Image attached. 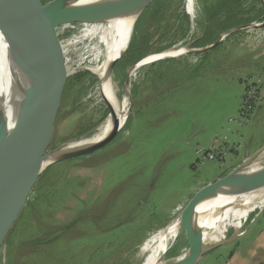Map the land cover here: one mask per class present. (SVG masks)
<instances>
[{
    "label": "rangeland",
    "instance_id": "1",
    "mask_svg": "<svg viewBox=\"0 0 264 264\" xmlns=\"http://www.w3.org/2000/svg\"><path fill=\"white\" fill-rule=\"evenodd\" d=\"M166 1L165 20L157 23L147 14L141 25L150 40L148 54L181 39L174 17L180 13L189 16V23L177 46L202 35L196 0L194 17L186 11V0ZM262 21L263 16L257 23ZM159 24L169 27L156 32ZM71 34H55L52 43ZM86 42L65 54L69 69L89 68L88 63L76 68L79 58L91 59L83 49ZM204 53L134 71L127 125L99 151L53 164L39 176L0 247V264H144L149 243L197 192L264 146V26L235 33ZM55 60L64 66L63 58ZM90 80L84 76L76 84L65 81L60 86L46 152L88 137L107 119L98 83ZM112 82L117 98L126 96L121 75L113 73ZM247 97L254 109L243 117ZM219 148L224 150L222 159L217 154L200 164V152ZM257 217L245 237L233 234L248 226L244 221L229 224L222 240L226 243L198 264L256 263L264 256L257 249V237H264V216ZM189 243L179 227L162 262L186 253Z\"/></svg>",
    "mask_w": 264,
    "mask_h": 264
},
{
    "label": "water",
    "instance_id": "2",
    "mask_svg": "<svg viewBox=\"0 0 264 264\" xmlns=\"http://www.w3.org/2000/svg\"><path fill=\"white\" fill-rule=\"evenodd\" d=\"M154 1L50 0L41 4L38 0H0V47L4 78L0 90V247L12 224L25 207L39 176L53 164L93 154L111 143L124 127L132 108V104L129 103L125 121L120 124L112 104L99 89L100 96L112 117V128L109 133L103 139L85 146L64 150L66 145L46 152L60 86L70 75L85 71L92 73V68H88L85 71L77 70L70 74H62V67L57 64L51 53L54 30L66 24L95 23L99 20L137 14L126 48L112 61L107 71V77L112 78L115 64L128 49L136 21ZM260 4L264 8V0H260ZM257 22L223 32L214 43L204 47L194 48L192 45L198 41L195 38L191 43L181 47L175 45L145 55L126 69L127 77L125 76L124 80L126 97H130L128 93L130 76L144 59L175 48H185L188 54L204 53L215 48L232 34L263 27L264 15L263 21ZM97 83L99 88L98 77ZM263 150L264 146L251 156H247L228 173L207 184L191 198L177 216L181 220L180 227L185 230L190 241L187 252L163 260L164 264H198L226 243L204 241V231L198 224L196 208L218 199L225 190L233 186L259 183L264 187V166H258L254 161ZM53 157L55 159L51 161ZM242 231L243 229L239 228L233 234L239 236Z\"/></svg>",
    "mask_w": 264,
    "mask_h": 264
},
{
    "label": "bare ground",
    "instance_id": "3",
    "mask_svg": "<svg viewBox=\"0 0 264 264\" xmlns=\"http://www.w3.org/2000/svg\"><path fill=\"white\" fill-rule=\"evenodd\" d=\"M86 1L91 0H80V2ZM186 11L191 17H194V0H186ZM136 15L137 14L104 19L96 21L95 23L84 22L80 23L78 26H75L74 23L66 24L56 28L53 32V35L63 33L64 31L67 33L70 31L72 32V36L68 40L54 44L51 47V53L54 57H61L64 59L62 74L75 71L68 68L66 64L68 58L65 57V54L70 51H77L79 46H81L84 41H87L83 49L86 47L87 51L90 53L91 59L87 61V58H79L76 68L84 63H88L90 65L89 68H92L91 71L98 73L100 83L99 89L102 90L104 96L112 104L114 113L119 119L120 124H123L125 121L129 102L126 96L117 98L112 78L107 77V71L112 61L118 58L126 48ZM186 54H188V51L185 48H175L161 55H153L144 59L136 69L165 59L183 57ZM1 61L2 50L0 47V90L4 84L2 72L3 63ZM74 63L75 62L72 64ZM133 73L134 72H132L131 76ZM111 128L112 117L108 114L107 119L95 133L77 142L70 143L64 150L85 146L99 141L109 133ZM55 157H53L51 161H53ZM254 161L258 166H264V150ZM263 208L264 187L259 183H243L225 190L218 199L196 208L197 215H201L200 220L198 219V224L204 231V241L209 243L222 241L225 239L224 237L229 224L236 225L245 221L250 214L262 210ZM180 223L181 220L178 217L175 218L165 229L159 232L155 240L149 243V254L144 264L165 263V261L162 262L161 260L163 257L162 255L167 252L169 246L178 236Z\"/></svg>",
    "mask_w": 264,
    "mask_h": 264
},
{
    "label": "trees",
    "instance_id": "4",
    "mask_svg": "<svg viewBox=\"0 0 264 264\" xmlns=\"http://www.w3.org/2000/svg\"><path fill=\"white\" fill-rule=\"evenodd\" d=\"M48 1L50 0H47V2ZM161 1L163 0H155L141 13L135 23L132 38L127 51L113 68L114 75H121L122 82L125 80L126 69L136 64L149 52L148 45L150 40L147 35L142 32L143 30L141 29L143 28L141 25L144 18L148 14L152 15V19L157 23L165 20V14H167L166 12L168 11L166 2L168 1L165 0L162 5ZM196 5V14L198 18V24L202 27V35L200 36V38H198V41L192 45L194 48H200L210 45L218 39L221 33L250 24L254 21H259V19H261L264 14V8L261 6L259 0H196ZM179 15L180 16L174 17H177V21L179 22L178 28L180 29L181 34L184 36L188 31L187 26L189 23V16L185 13H180ZM173 26H175L174 23ZM167 27H169V25L160 26L159 24L157 25L156 32L160 29L165 30ZM183 36H181V39L176 44L161 48L156 52L169 49L184 41V39L182 40ZM204 55H202V57ZM84 76H90V83H92L93 85H97V75L93 71L92 73L85 71L72 75L69 77V79L66 80L65 83L72 85L76 84ZM251 105L252 102L250 103L249 114H251L254 109V107L252 108ZM128 121L129 118L127 119L124 127L127 125ZM216 152L217 150L214 152L209 151L205 153L216 154ZM261 213L264 216V209ZM254 215L255 214L250 215L243 222V226L247 225L252 220ZM72 224L73 223H70V225L66 226L65 229L69 228ZM39 242L44 243L46 242V240H39Z\"/></svg>",
    "mask_w": 264,
    "mask_h": 264
},
{
    "label": "crops",
    "instance_id": "5",
    "mask_svg": "<svg viewBox=\"0 0 264 264\" xmlns=\"http://www.w3.org/2000/svg\"><path fill=\"white\" fill-rule=\"evenodd\" d=\"M262 212V211H261ZM261 212H257L254 216H253V218H252V220L247 224L248 226H246V228H243V236L242 237H245L246 235H247V231H248V229H249V225H250V223H252L254 220H255V218L261 213ZM175 218H177V217H175ZM174 218V219H175ZM258 218V217H257ZM256 218V219H257ZM173 219V220H174ZM172 220V221H173ZM256 221V220H255ZM162 231V230H161ZM233 231H235V230H233ZM257 249H260V250H262V253H261V255H264V237H260V238H258L257 237ZM230 259H233V257H232V255H231V257H230ZM234 259H235V257H234ZM249 262L248 261H243V262H236L235 264H248ZM250 264H264V256H259V257H257L256 258V263H250Z\"/></svg>",
    "mask_w": 264,
    "mask_h": 264
},
{
    "label": "built area",
    "instance_id": "6",
    "mask_svg": "<svg viewBox=\"0 0 264 264\" xmlns=\"http://www.w3.org/2000/svg\"><path fill=\"white\" fill-rule=\"evenodd\" d=\"M250 30H252V29H250ZM248 32V31H247ZM249 98L247 97L246 99H244V101H243V104L246 106V111H242L241 112V116H243V117H247L248 116V114L250 113V104H249ZM219 152H216V154H212V153H205V152H200V157H201V160H200V164L202 163V160H204V159H206V160H212V159H214L215 158V156L218 154V156H219V158L220 159H222L221 158V154H223L224 153V150L223 149H220L219 148ZM243 234V232H241V235Z\"/></svg>",
    "mask_w": 264,
    "mask_h": 264
}]
</instances>
